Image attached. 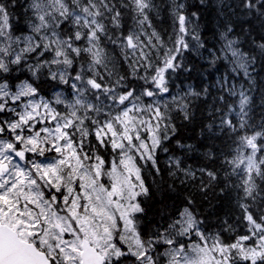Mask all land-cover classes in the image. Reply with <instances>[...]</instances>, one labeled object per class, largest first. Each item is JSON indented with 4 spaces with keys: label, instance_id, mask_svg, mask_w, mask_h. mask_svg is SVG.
Wrapping results in <instances>:
<instances>
[{
    "label": "snow or ice",
    "instance_id": "6c2138e0",
    "mask_svg": "<svg viewBox=\"0 0 264 264\" xmlns=\"http://www.w3.org/2000/svg\"><path fill=\"white\" fill-rule=\"evenodd\" d=\"M169 7L165 39L152 0H0V264H264V121L251 120L249 91L227 76L199 91L174 84L191 72V41L205 45L198 14L181 0ZM228 8L235 25L224 24L210 64L250 79L257 57L240 36L252 38L245 18L264 22V0ZM195 100L208 107L204 140L223 147L201 144L213 167L169 157L172 184L152 189L145 170L161 173L158 152L175 121L196 118ZM216 187L235 193L244 234L225 238L231 224L213 231L197 213Z\"/></svg>",
    "mask_w": 264,
    "mask_h": 264
},
{
    "label": "trees",
    "instance_id": "16d2710c",
    "mask_svg": "<svg viewBox=\"0 0 264 264\" xmlns=\"http://www.w3.org/2000/svg\"><path fill=\"white\" fill-rule=\"evenodd\" d=\"M25 0H20L23 4ZM155 8L150 13L153 26L157 31L167 39V34L172 31V18L169 5L172 0H152ZM185 4V12L190 14L196 12L199 20L195 21L198 24V32L201 41L204 43V48H194L193 51L185 52V63L191 68V72H181L174 76L173 82L179 88L187 89L189 87L199 91L205 86L215 85L216 81L227 76L236 86L243 87L249 91L251 96L250 116L251 120L259 125L264 121V54L260 53L257 45L262 42L261 37H264V22L255 17L245 18L250 22L252 29V38L246 39L245 36H240L241 48L246 52H251L257 57L251 71V78H246L241 73L236 75L232 72V66L224 61H217L215 66L210 64L211 56L209 50L219 49L222 44L221 33L224 31V24L231 18L235 25V16H231V11L228 8L229 4H234L235 0H181ZM12 11L16 16H21L23 13L22 7L13 8ZM131 21L129 20V24ZM249 25H245L246 30ZM239 32V28H236ZM233 38H235L233 36ZM255 40L256 43H252ZM178 88L174 87L173 91ZM213 94H216L217 89L211 87ZM230 100L235 99L229 97ZM196 107L193 109L196 112V118L192 122L177 120L178 125L176 135L166 143L168 152H158V164L161 169L160 174H154L151 169L145 170L146 182L152 189H156L158 185L164 183L172 184V177L169 175V157L179 158L183 166L198 168L204 165L213 167L211 162L207 160L204 153L207 148L201 147V144L211 145L216 144L218 148H222L223 144L220 140L205 141L201 126L206 123V115L208 107L201 102L195 100ZM199 109V110H197ZM180 125H183L180 127ZM193 145L196 151H190L186 146ZM215 167H219L217 163ZM167 186V185H165ZM175 190L181 193V199L186 193L183 186L176 181ZM171 203V201H170ZM149 214L158 212L160 207L159 195L154 193L153 198L145 205ZM255 209V206H253ZM197 213L206 218V227L213 231L219 230L224 222L227 221L235 229V233L225 232V238H229L235 234H244L247 231L245 222L241 219V212L237 205L235 193L229 195H221L220 188L216 187L208 192L207 198L198 197L196 203Z\"/></svg>",
    "mask_w": 264,
    "mask_h": 264
},
{
    "label": "rangeland",
    "instance_id": "374dc122",
    "mask_svg": "<svg viewBox=\"0 0 264 264\" xmlns=\"http://www.w3.org/2000/svg\"><path fill=\"white\" fill-rule=\"evenodd\" d=\"M191 44H192L193 48H196V42L195 41H191Z\"/></svg>",
    "mask_w": 264,
    "mask_h": 264
}]
</instances>
